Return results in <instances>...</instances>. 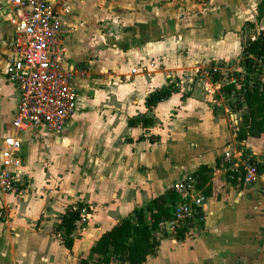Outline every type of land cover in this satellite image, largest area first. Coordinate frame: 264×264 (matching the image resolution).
<instances>
[{
	"label": "crops",
	"instance_id": "1",
	"mask_svg": "<svg viewBox=\"0 0 264 264\" xmlns=\"http://www.w3.org/2000/svg\"><path fill=\"white\" fill-rule=\"evenodd\" d=\"M46 1L65 24L63 67L73 71L76 108L60 133L18 134L27 189L4 200L0 264H80L89 258L77 241L69 250L53 231L68 208L93 204L101 235L201 165L220 185L203 221L186 225L182 238L170 224L159 227V247L143 264H264V173L247 188L217 173L223 150L239 140L214 107L234 86L228 65L264 28V0ZM11 38L0 23V148L14 133L18 97L5 75ZM179 72L186 77L173 85ZM165 88L173 91L147 108ZM234 111L239 127L245 106ZM141 117L147 126L129 124ZM241 141L264 162V136Z\"/></svg>",
	"mask_w": 264,
	"mask_h": 264
},
{
	"label": "built area",
	"instance_id": "2",
	"mask_svg": "<svg viewBox=\"0 0 264 264\" xmlns=\"http://www.w3.org/2000/svg\"><path fill=\"white\" fill-rule=\"evenodd\" d=\"M2 22L12 30L8 46L13 56L7 61L5 75L18 91L12 119L14 133L4 138L0 148V224H6L10 207L5 198L20 195L27 189L22 178V143L18 134L35 135L40 127L60 133L75 111L77 96L72 83L73 71L63 67L65 24L46 0H0ZM215 71L210 68L207 73L211 75ZM243 92L244 88L237 87L234 81V89L223 91L214 104L215 109L237 127L236 136L239 129L237 112L225 101L243 102ZM216 170L226 182H235L242 188L259 179L254 155L242 141L225 147ZM172 189L177 199L170 210V221L160 227L170 224L175 230L177 226L201 223L207 195L197 186L196 175L187 174ZM86 211L83 206L75 230L89 219Z\"/></svg>",
	"mask_w": 264,
	"mask_h": 264
},
{
	"label": "trees",
	"instance_id": "3",
	"mask_svg": "<svg viewBox=\"0 0 264 264\" xmlns=\"http://www.w3.org/2000/svg\"><path fill=\"white\" fill-rule=\"evenodd\" d=\"M263 6L264 1H261L258 5V18L263 14ZM241 58L246 71L256 72L257 75L251 86L244 87L243 102L236 101L237 108L245 106V113L242 115L236 136L239 141L253 140L264 136V82L261 78V75H264V28L254 39H250L244 44ZM223 89L230 92L234 86L225 85ZM172 91L173 88H165L151 94L145 102L147 108H151L157 102L167 98ZM149 122L150 119L141 117L130 120L129 124L141 123L145 127ZM256 169L259 176L263 174L264 162L256 161ZM209 171L210 168L206 165H201L197 169L195 172L197 186L207 196L216 197L220 185L218 180H212L207 175ZM176 199L177 194L173 189H169L154 197L146 205L134 208L128 216L120 219L99 236L90 248L91 255L95 256H91V260H95L97 264H110L113 260L119 264H143L158 249L160 241L155 232L161 224L170 221V210ZM82 208V203L68 208L60 216L59 223L53 229L60 242L69 250L74 243L75 222L79 219ZM185 228L175 227L176 238L184 236ZM166 234V232L163 233L164 236H167ZM88 260L82 259L80 264H87Z\"/></svg>",
	"mask_w": 264,
	"mask_h": 264
},
{
	"label": "rangeland",
	"instance_id": "4",
	"mask_svg": "<svg viewBox=\"0 0 264 264\" xmlns=\"http://www.w3.org/2000/svg\"><path fill=\"white\" fill-rule=\"evenodd\" d=\"M245 28H247V31L249 30L247 26H245ZM246 43V42H245ZM242 58L239 59V62H237L234 67L232 65H228L229 67H231L232 69V75L235 76V84L237 85V87H241L244 88L245 86H251V84L253 83V81L256 78V72H247L245 71V68L242 65ZM239 65V66H237ZM239 67H242L244 69V72H236L234 73L233 71H236ZM210 69V67H209ZM209 69H207V71H209ZM207 71H204V73H206ZM264 72V70H263ZM181 75L186 77L185 74H182L179 72V74H177L175 76V82L173 83V85H177L178 81L181 78ZM262 81L264 82V75H261ZM218 97V94H217ZM225 103H228L230 105V108L232 110H237V106H236V101L234 99H227L225 101ZM41 131L40 133H47L45 129H43V127L39 128ZM38 129V130H39ZM55 133V132H54ZM84 207L87 208V211L89 213V219L84 222L83 224L80 225L79 228H77L74 233H73V237L74 239L77 241L78 243V247H80V249H82V257L83 258H89L90 262H92L93 264L95 263V260H91V253H90V247L95 243V241L97 240V238L99 237L100 233H101V229L98 228L97 224H93V216L92 214H94L95 211V207L93 206V204L87 203V202H83ZM86 211V212H87ZM89 222V223H88ZM159 236V235H158ZM95 257V256H92ZM119 264V263H118Z\"/></svg>",
	"mask_w": 264,
	"mask_h": 264
},
{
	"label": "water",
	"instance_id": "5",
	"mask_svg": "<svg viewBox=\"0 0 264 264\" xmlns=\"http://www.w3.org/2000/svg\"><path fill=\"white\" fill-rule=\"evenodd\" d=\"M231 118H232V119H235V115H232Z\"/></svg>",
	"mask_w": 264,
	"mask_h": 264
}]
</instances>
